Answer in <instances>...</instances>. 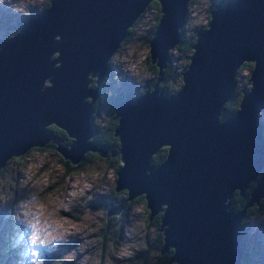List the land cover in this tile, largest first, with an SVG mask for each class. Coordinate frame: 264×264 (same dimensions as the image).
<instances>
[{
    "label": "water",
    "instance_id": "obj_1",
    "mask_svg": "<svg viewBox=\"0 0 264 264\" xmlns=\"http://www.w3.org/2000/svg\"><path fill=\"white\" fill-rule=\"evenodd\" d=\"M150 1L51 0L0 40V166L29 145L49 141L50 123L74 137L54 146L72 164L87 149L107 153V146L88 140L92 98L107 59ZM157 1L161 14L148 44L150 59L160 69L178 41L189 0ZM210 15L207 28L195 32L190 62L175 93L167 96L155 83L152 90L117 102L113 114L123 161L114 189L127 188V199L143 193L148 219L163 210L160 253L174 247L167 263L245 264L240 226L245 208L233 210L231 195L236 188L243 195L251 187L246 205H260L264 195L258 117L264 105V0H228ZM244 60L254 62L250 87L238 110L219 120ZM45 78L52 87L41 91ZM92 81L96 85L89 87ZM164 144L169 145L166 159L145 174L151 153Z\"/></svg>",
    "mask_w": 264,
    "mask_h": 264
},
{
    "label": "rangeland",
    "instance_id": "obj_2",
    "mask_svg": "<svg viewBox=\"0 0 264 264\" xmlns=\"http://www.w3.org/2000/svg\"><path fill=\"white\" fill-rule=\"evenodd\" d=\"M46 1L33 4L29 0H14L16 8L23 11L0 9V39L11 35L20 21L39 12ZM218 1L192 0L188 3L181 35L187 36L201 29L209 21L205 10ZM151 17L153 12L145 8L137 18L130 38L121 42L111 53L113 61L106 69L105 79L104 76L102 78L101 88L97 87L92 98V101L98 100L96 110L91 108V115L94 111L91 116L93 129L103 126L111 117L115 94L139 92L150 81L152 73L146 67L150 47L144 40L148 29L154 27ZM170 49L173 64L183 63L184 57L190 53L182 54L176 47ZM248 73L250 70L246 67L239 71L234 79V91L246 85ZM88 86L93 87L91 83ZM176 87L172 86V89ZM33 145L18 153L22 154L18 162L9 160V156L5 159L9 161L0 166L3 167L0 171V264H39L40 261L43 264H135L134 259L142 255V250L147 252L145 259L154 261L153 249L161 248L162 241L155 236L157 228L145 222L147 211L144 205L133 199L130 207L124 206L116 214L118 217L107 212L124 201L123 193L113 194L111 190L115 160L107 167L93 158L91 166H84L80 173L69 174L59 180L61 166L57 163L58 154L52 147L38 150L32 148ZM119 150L120 144L115 151L120 153ZM20 163L21 170L17 167ZM21 204L28 207L30 212L42 208L43 213L49 215L47 222H44L48 230L44 238L49 232H63L67 234L66 241H49L45 245L37 242L32 245L30 236L33 231L37 234V230L16 218L23 215L24 207ZM26 218L32 224L34 213H29ZM261 221H264V195L258 210L248 215L241 224L245 264H264V223ZM37 237L39 241L38 234ZM144 245L147 247L144 248ZM130 257L131 262L124 260ZM148 261L146 264H149Z\"/></svg>",
    "mask_w": 264,
    "mask_h": 264
},
{
    "label": "trees",
    "instance_id": "obj_3",
    "mask_svg": "<svg viewBox=\"0 0 264 264\" xmlns=\"http://www.w3.org/2000/svg\"><path fill=\"white\" fill-rule=\"evenodd\" d=\"M50 1L51 0H48V3L46 1V4L43 6V8L48 7L50 5ZM191 2H192V0L188 1V3H191ZM221 4H223V3H221ZM146 8L153 12V18L151 17V19L154 20V26L157 25V23L159 22L160 14H161L160 10H159V8H160L159 2L157 0H151L148 3V6ZM142 14H143V12H141L139 14L138 18ZM205 14H206L208 20H210L211 15H210V11L208 9L205 10ZM184 19H185V15H184ZM136 21H137V19L135 20V22ZM135 22L131 26L127 27V34L121 42L126 41L127 39L130 38L131 33H132V28H133ZM183 22H184V20H183ZM204 28H207V26L204 25L203 29ZM153 29H154V27L148 29V31L146 32V39L144 40V42H146L148 46H149L148 41H149L150 37L152 36ZM181 30H182V26H181V28H179V38H178V41L176 42L174 47H176L179 50V52L182 54H185L186 52L191 53V51H193L191 44L193 42H195V39L197 37L196 33L193 31V32L189 33V35L184 36L183 34L181 35ZM170 51H171V49H169V51H168V59L165 61L164 65L160 69L158 68V65L150 59V56H149L150 54L148 52L147 58H146V67L148 68V71L152 73V75H151L150 81L147 84L145 83V86H143L141 88V90H140L141 93L145 92V90H152L153 85L156 83L158 89H160L165 95L168 96V95L174 93V90L176 88L180 87V85L183 83V80L181 77V71L186 67V65L189 64L190 59L188 56H185L183 61H182L183 63L173 64L170 60V57H171ZM53 56H56V53H53ZM112 61L113 60L111 59V56H110L107 59V65H109V63ZM245 67L251 71L254 67V62L252 60H244L238 66L237 70L240 71ZM236 76L237 75H235L231 81V94H232V96L230 98L224 100V102L222 103V107H221L219 114H218L219 120H223L225 118H228L229 115H231L234 111H237L239 108L240 101H241L242 96H243L242 95L243 92L240 89H238L237 91L233 90V83H234V79ZM105 77H106V74H104V79H105ZM158 77H160V79H158ZM91 85L95 86L96 82L92 81ZM175 85L177 87L175 89H172V86H175ZM246 85H247L246 88L250 87L249 83H247ZM97 87L101 88V85H97ZM119 98H120V96H117V99H119ZM86 100L88 101L89 97H86ZM97 102H98L97 99L92 101V107H93L94 111L96 110ZM113 107L114 106L112 104V109H113ZM94 111L92 112V115H93ZM90 120H91V118H90ZM117 124H118L117 119H115L111 116L103 126H100L97 129L94 128L93 135L90 136V138H89L90 140H95L99 144L107 146L109 148V150L107 151L106 154H101L98 151L87 149L83 153V158L80 160H77V162H75L73 164L69 161L68 157L63 158V155L56 148H54V146H56L57 141H61V143L67 144L71 140H73L74 137L69 136L67 131L64 128L60 127L59 125H56L55 123H50L46 126V128L49 130V132L51 134V139L49 141H47L42 146L41 145H33L32 148L35 147L38 150H42V149H47L48 147H52L55 150V152L58 154L57 163L61 166V173L59 174V180L63 179V177L68 176L69 174L80 173V171H81L80 169L84 166H91L92 164L90 163V161L93 158L98 159L101 163H104L107 167H110L111 162L113 160H115L116 166L113 168L114 179H113V183H112V187H111L112 193L113 194H117V192L123 193V200H124L123 206H125V208H128L131 206V204H132L131 200H133V199L140 201L144 205L145 210L147 211L145 222L147 224H150V225L153 224L157 228V234L155 236L159 237L160 241H162V244H163V233L161 230L158 229L159 224H160V216L163 213V210L160 209L159 211H157V213L155 215H153L151 218L148 219L150 210L148 207H146V199H145L143 193L138 194L137 196H135L132 199H127V188L124 187V188H119L116 190L114 189L115 181L117 178L116 170L119 169L121 167V165L123 164V161L120 160V153L117 152L115 154H111V152L115 151L117 146L120 144V141L118 140V136L113 135L114 128ZM168 148H169V145L164 144V145H161L156 152L151 153V156L149 159V163H150L149 169L153 168L154 166L160 165L166 159ZM21 155H19V154L12 155L9 157V160L13 159L15 162H18L21 158ZM7 160H5V162H7ZM17 167L19 168V170H21L22 164L20 163ZM2 169H3V167L0 168V171ZM251 186H253V183H251ZM251 192H252L251 187H248L244 191L243 195H241L239 193V190L236 188V189H234V191L232 192V195H231L230 207L233 210H239V209L245 208L244 217L240 221L241 224H243L245 218L248 215H251L252 213L256 212V210H258V208H259V205H257L254 202H251V204L246 205L247 199L251 197V194H250ZM114 215H115V218L118 217V216H116V214H114ZM122 223H123V221L120 222V225L118 228L119 230L121 229ZM100 236L103 238V236L101 234H100ZM145 247H147V246L144 245V248ZM153 250L155 253L154 261L150 262L147 259H145L146 257H148L147 252H146V250H142V255L135 257L134 263L135 264H146L148 261L149 264H176L175 261H170L169 263H167V260L170 258L171 254L174 251V247L168 246L162 253H160V248L155 247ZM114 257H115V255H114ZM119 259H121V257H119ZM101 260H103V259L101 258ZM124 260L126 262H131V257L125 258Z\"/></svg>",
    "mask_w": 264,
    "mask_h": 264
},
{
    "label": "clouds",
    "instance_id": "obj_4",
    "mask_svg": "<svg viewBox=\"0 0 264 264\" xmlns=\"http://www.w3.org/2000/svg\"><path fill=\"white\" fill-rule=\"evenodd\" d=\"M226 1H228V0H220V1H218L217 3H215V4H211V5H209L208 7H207V9L210 11V10H212V9H214V8H216V7H221L222 5H224L225 4V2ZM21 2H23V0H21ZM29 2L30 3H33V4H36L37 2H40V3H43L44 2V0H29ZM47 3H48V0H47ZM221 3H223V4H221ZM214 6V7H213ZM13 8H14V10H19V11H23V9L21 8V9H17L16 8V6H15V3H14V0H0V9L1 10H6V11H11V10H13ZM44 8H42L39 12H41L42 10H43ZM39 12H37V13H34V14H32L31 16H33V15H35V14H38ZM27 14V13H26ZM28 17H30V16H28ZM23 21H25V20H22V21H20L18 24H17V26L15 27V30H14V32L11 34V35H13L17 30H18V28L21 26V24H22V22ZM207 23L208 22H206V24L205 25H207ZM201 29H203V27L201 28ZM199 30V29H198ZM197 31V30H196ZM195 31V32H196ZM11 35H9V36H7L6 38H3V39H0V40H4V39H7L8 37H10ZM54 39L56 40V41H60L61 40V37L59 36V35H56L55 37H54ZM188 56V55H187ZM50 59H52V57H50ZM107 67H108V65L106 66V69H107ZM105 72H106V70H105ZM251 72V71H250ZM105 74V73H104ZM239 74V71L237 70L236 72H235V74H234V76L235 75H238ZM249 74L250 73H248V77H247V80H248V78H249ZM104 76V75H103ZM103 76H102V78H103ZM102 78H101V81H102ZM92 79L94 80L95 79V77H92ZM101 81H100V83H99V85L101 84ZM248 83V81H246V84ZM246 86L247 85H245L244 87H242V88H240V90H242V92L244 93V92H246L247 91V89L248 88H246ZM49 87H52V83H51V79L50 78H45L44 79V81H43V86H42V88H41V91H44V89L45 88H49ZM178 89V88H177ZM177 89H175L174 91H176ZM158 90H160V89H158ZM152 92V91H151ZM139 93H141L140 91L139 92H136V93H134V92H124V93H117V94H115L114 95V100H113V111H112V117H113V114H114V110H115V105H116V103L117 102H119L120 100H122V99H124L127 95H137V94H139ZM163 93V92H162ZM175 93V92H174ZM164 94V93H163ZM117 96H120V98L119 99H117ZM232 96V94H231V85H230V95H229V97L228 98H230ZM227 98V99H228ZM262 115H264V105H263V108L259 111V113H258V117H259V120L262 122V124H264V120L262 119ZM91 121H92V117H91ZM264 126V125H263ZM93 128V127H92ZM92 131H94V129L92 130ZM262 132H263V128H262ZM92 135H93V133H92ZM91 135V136H92ZM263 136H264V133H263ZM89 141H91L90 139H88ZM68 144V143H67ZM155 167V166H154ZM153 167V168H154ZM152 169V168H151ZM87 187H91V185H87ZM81 194H83V191H81ZM27 200H29V197L27 198ZM25 201V200H24ZM120 203H122L123 204V202L121 201V202H119V203H117L115 206H117V205H119ZM22 205V204H21ZM23 207H24V211H23V215H17V219H21L22 221H24V223H26L27 225H28V227L29 228H31L32 227V225H35V229L37 230V234H38V236H39V240H43V242H44V245L46 244V243H48L49 241L51 242V241H57V240H65L66 241V239H67V234H65V233H63V232H61V233H53V232H49L48 234H47V236L44 238V234H46L47 232H48V230L44 227V222L46 221L47 222V219H48V214H44L43 213V210H42V208H37V209H35V210H33V211H31V212H33L34 213V218H33V221H32V224L29 222V218H26V216L29 214V213H31L30 211H29V208L28 207H26V206H24V205H22ZM115 206H113V209H114V207ZM124 207V206H123ZM123 207H122V209H123ZM112 209V210H113ZM121 209V210H122ZM65 210L66 211H68L69 209L68 208H65ZM112 210H110V211H107V212H111ZM120 210V211H121ZM120 211H118V212H120ZM118 212L117 213H113V214H118ZM42 213H43V218H42ZM261 222H263L264 223V221H261ZM262 223V224H263ZM240 226H241V224H240ZM264 226V225H263ZM54 227H55V225H54ZM43 229V231H41ZM53 229V228H52ZM41 234V235H40ZM2 239H4V240H7V238L6 237H1ZM30 238H31V236H30ZM42 238H44V239H42ZM39 242V241H38ZM2 243H4V242H2ZM12 250V249H11ZM11 250H9L10 252H11ZM13 252V251H12ZM11 252V253H12ZM21 255H23V253H21ZM242 260L245 262V258H244V253H242ZM39 264H43V261H40L39 262Z\"/></svg>",
    "mask_w": 264,
    "mask_h": 264
},
{
    "label": "snow or ice",
    "instance_id": "obj_5",
    "mask_svg": "<svg viewBox=\"0 0 264 264\" xmlns=\"http://www.w3.org/2000/svg\"><path fill=\"white\" fill-rule=\"evenodd\" d=\"M32 227L34 228L35 225H32ZM37 242H38L37 234H36L35 231H33L32 234H31L30 243H31L32 245H36ZM39 244H40V245H43V244H44L43 240H39ZM32 254H33V256H35V252H33Z\"/></svg>",
    "mask_w": 264,
    "mask_h": 264
},
{
    "label": "bare ground",
    "instance_id": "obj_6",
    "mask_svg": "<svg viewBox=\"0 0 264 264\" xmlns=\"http://www.w3.org/2000/svg\"><path fill=\"white\" fill-rule=\"evenodd\" d=\"M103 151V150H102ZM84 153V152H83ZM83 153H82V155H81V157L78 159V160H80V159H82L83 158ZM150 159V158H149ZM149 161L146 163V169L144 170V173L145 174H147L148 173V171H149ZM123 165V164H122ZM122 165H121V167H122ZM120 169V168H119ZM260 173L261 172H259V173H257V174H255V176L256 177H259L260 176ZM31 216H33V214L31 215ZM62 231V230H61Z\"/></svg>",
    "mask_w": 264,
    "mask_h": 264
},
{
    "label": "flooded vegetation",
    "instance_id": "obj_7",
    "mask_svg": "<svg viewBox=\"0 0 264 264\" xmlns=\"http://www.w3.org/2000/svg\"><path fill=\"white\" fill-rule=\"evenodd\" d=\"M263 133H264V126H263Z\"/></svg>",
    "mask_w": 264,
    "mask_h": 264
}]
</instances>
